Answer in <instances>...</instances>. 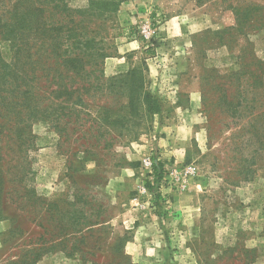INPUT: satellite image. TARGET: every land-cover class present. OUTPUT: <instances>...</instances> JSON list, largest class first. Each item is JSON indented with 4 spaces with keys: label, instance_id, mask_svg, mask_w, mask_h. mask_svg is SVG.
Here are the masks:
<instances>
[{
    "label": "rangeland",
    "instance_id": "374dc122",
    "mask_svg": "<svg viewBox=\"0 0 264 264\" xmlns=\"http://www.w3.org/2000/svg\"><path fill=\"white\" fill-rule=\"evenodd\" d=\"M66 1L94 71L0 134V264H264V158L234 149L251 109L230 104L249 87L264 112V0Z\"/></svg>",
    "mask_w": 264,
    "mask_h": 264
},
{
    "label": "trees",
    "instance_id": "16d2710c",
    "mask_svg": "<svg viewBox=\"0 0 264 264\" xmlns=\"http://www.w3.org/2000/svg\"><path fill=\"white\" fill-rule=\"evenodd\" d=\"M1 1L0 42H10L13 59L6 62L0 57V134L14 129L26 131L33 118L56 114L58 108L67 105L66 99L58 98L89 90L83 81L94 71L86 68L88 63L81 53H73L71 45H66L74 39L88 48L81 42L83 33L75 30L82 21L76 14L85 10L70 6L66 0ZM99 2L89 3L93 6ZM240 91H248V95L236 102L230 100V104L236 111L248 107L251 118L240 127L243 131L239 137L244 140L233 145L241 155L250 148V160L257 163L264 158V112L255 114L253 110L262 92L249 87Z\"/></svg>",
    "mask_w": 264,
    "mask_h": 264
},
{
    "label": "crops",
    "instance_id": "0c3cea01",
    "mask_svg": "<svg viewBox=\"0 0 264 264\" xmlns=\"http://www.w3.org/2000/svg\"><path fill=\"white\" fill-rule=\"evenodd\" d=\"M197 108H198L197 98H192L190 96V103L186 105V111H185L186 112V142H183V143H186V153H188V151L190 150L189 148L193 145V142H194L193 140L198 142L200 139L199 142L201 144H204L203 134L199 132L200 127H196L195 122L192 120L194 117L193 114L197 111L196 110ZM179 124L182 127L185 126L181 121H179Z\"/></svg>",
    "mask_w": 264,
    "mask_h": 264
},
{
    "label": "built area",
    "instance_id": "2783aa9c",
    "mask_svg": "<svg viewBox=\"0 0 264 264\" xmlns=\"http://www.w3.org/2000/svg\"><path fill=\"white\" fill-rule=\"evenodd\" d=\"M153 161L147 160L146 165H152ZM196 168L193 166H186V175L189 176L193 173H195Z\"/></svg>",
    "mask_w": 264,
    "mask_h": 264
}]
</instances>
